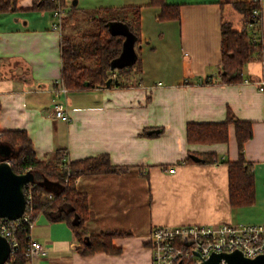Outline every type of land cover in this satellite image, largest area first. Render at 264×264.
<instances>
[{
  "label": "crops",
  "instance_id": "obj_1",
  "mask_svg": "<svg viewBox=\"0 0 264 264\" xmlns=\"http://www.w3.org/2000/svg\"><path fill=\"white\" fill-rule=\"evenodd\" d=\"M64 1L65 8L73 5L82 13L139 6L142 71L128 77L138 84L68 91L69 120L56 118L53 105L63 99L54 94L61 72L60 30L51 25V11L32 10L33 0H17L14 11L0 13V129H24L45 161L59 149L66 161L107 154L113 165L127 167L81 174L74 181L88 198L86 235L111 230L130 235L113 239L120 253L83 257L70 227L40 214L31 235L46 246V254L33 264H151L147 235L154 226L264 224V92L253 83L264 79V0H259L262 57L249 61L243 80L235 83L220 82L216 75L221 23L241 25L231 4L249 0H164L178 5L179 18L162 21L150 0ZM210 77L214 81L206 83ZM228 109L252 123L253 134L243 144L255 190L247 207L229 204L226 161L238 156L233 125L223 143L192 144L185 135L188 123L222 122ZM209 153L214 162L199 161ZM190 156L195 160L186 162Z\"/></svg>",
  "mask_w": 264,
  "mask_h": 264
},
{
  "label": "trees",
  "instance_id": "obj_2",
  "mask_svg": "<svg viewBox=\"0 0 264 264\" xmlns=\"http://www.w3.org/2000/svg\"><path fill=\"white\" fill-rule=\"evenodd\" d=\"M17 0H0V13L14 11ZM149 5L160 8L159 21L177 20L178 5L165 3L164 0H150ZM240 14L239 28L230 21L221 23V59L217 78L224 83H235L243 80V73L249 61L261 59L263 47L261 41V5L259 0L236 1L231 4ZM64 10L60 28V81L67 91L93 89L108 86L128 87L131 72L142 71L139 56L140 8L137 5L119 7H98L90 13L76 11L71 5L65 8L64 0H33L32 10ZM69 8V9H68ZM259 10L257 24L247 30L253 21V10ZM130 14V15H129ZM73 35L77 39H73ZM131 51L130 61L119 62L125 52ZM216 80V79H215ZM214 81L212 77L205 81ZM138 84L137 80L132 85ZM233 125L238 156L228 165L229 204L233 208L253 205L254 176L251 164L244 158L243 144L252 136V123L238 119L230 109L222 122H190L185 127L189 143H223L228 140V126ZM0 145L10 147L9 162L16 173L30 171L33 178L24 187V196L29 191L33 218L43 214L54 223L61 221L70 227L77 242L76 252L87 256L98 251L109 254L120 253V247L114 245L113 239L123 238L130 232L116 230L86 235L84 222L89 216L88 198L77 191L75 179L81 174L110 173L124 170L113 165L107 154L80 160H65V153L57 149L52 161H45L36 156L33 144L27 132L23 130L0 129ZM2 156L0 155V158ZM199 160L209 164L215 161L212 154H201ZM190 156L186 162H192ZM28 227L21 226L13 234L16 243L10 257L4 264H25L27 262L26 245L29 241Z\"/></svg>",
  "mask_w": 264,
  "mask_h": 264
},
{
  "label": "built area",
  "instance_id": "obj_3",
  "mask_svg": "<svg viewBox=\"0 0 264 264\" xmlns=\"http://www.w3.org/2000/svg\"><path fill=\"white\" fill-rule=\"evenodd\" d=\"M64 10L57 8L53 10L52 16L54 29L61 28L60 22ZM260 11L253 10L251 17L253 21L247 25V30L252 29L256 24V16ZM55 82V96H62L63 99L54 103V116L63 121L69 120V113L66 107L67 88L57 79ZM245 83H250L247 78ZM257 90L264 92V79L255 82ZM173 171V169H170ZM26 205L24 214L17 218L8 220L0 218V234L4 236L11 244L12 253L16 243L13 234L21 226H27L29 239L26 245L27 262L33 264L37 257L46 253V246L41 242L33 239L31 231L35 226V218L29 204V191L27 192ZM147 243L151 250V264H201L208 259L212 253H230L239 251L246 258H255L259 254H264V224H240L233 225L225 223L220 225H183V226H154L148 233ZM215 264H227L221 258Z\"/></svg>",
  "mask_w": 264,
  "mask_h": 264
},
{
  "label": "water",
  "instance_id": "obj_4",
  "mask_svg": "<svg viewBox=\"0 0 264 264\" xmlns=\"http://www.w3.org/2000/svg\"><path fill=\"white\" fill-rule=\"evenodd\" d=\"M131 51H129L130 56ZM125 62L120 59L119 62ZM111 80L107 79L106 87ZM10 147L0 145V218L8 220L17 219L24 214L26 197L24 196V187L32 181L30 171L24 173H16L11 169L9 164ZM195 160L196 156H192ZM11 244L0 234V264H4L10 257ZM221 258L227 264H264V254H259L255 258H246L241 252L233 251L230 253L214 254L201 262V264H215Z\"/></svg>",
  "mask_w": 264,
  "mask_h": 264
},
{
  "label": "rangeland",
  "instance_id": "obj_5",
  "mask_svg": "<svg viewBox=\"0 0 264 264\" xmlns=\"http://www.w3.org/2000/svg\"><path fill=\"white\" fill-rule=\"evenodd\" d=\"M68 7H69V6H68ZM68 9H69V8H68ZM129 15H130V14H129ZM224 18L230 20V17H229L228 14H227V10H226V12L224 13ZM239 25H240V23H239L237 20H235V21H234V27H235V28H238ZM73 39H75V40L77 39L76 35H75V36L73 35ZM130 58H131V57L129 56V51L125 52V54L121 56V59H123L124 61H130ZM9 164H10V162H9Z\"/></svg>",
  "mask_w": 264,
  "mask_h": 264
}]
</instances>
